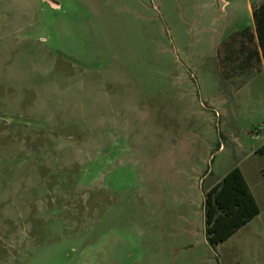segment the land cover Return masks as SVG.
Masks as SVG:
<instances>
[{
    "label": "rangeland",
    "instance_id": "374dc122",
    "mask_svg": "<svg viewBox=\"0 0 264 264\" xmlns=\"http://www.w3.org/2000/svg\"><path fill=\"white\" fill-rule=\"evenodd\" d=\"M247 1L0 0V264H264V198L204 236L219 161L264 165V65L217 55Z\"/></svg>",
    "mask_w": 264,
    "mask_h": 264
},
{
    "label": "trees",
    "instance_id": "16d2710c",
    "mask_svg": "<svg viewBox=\"0 0 264 264\" xmlns=\"http://www.w3.org/2000/svg\"><path fill=\"white\" fill-rule=\"evenodd\" d=\"M253 28L229 33L218 45L222 72L232 74L247 67L264 65V0L251 9ZM264 151V143L258 148ZM259 213V206L238 166L231 168L215 185L204 191V236L214 249Z\"/></svg>",
    "mask_w": 264,
    "mask_h": 264
},
{
    "label": "crops",
    "instance_id": "0c3cea01",
    "mask_svg": "<svg viewBox=\"0 0 264 264\" xmlns=\"http://www.w3.org/2000/svg\"><path fill=\"white\" fill-rule=\"evenodd\" d=\"M228 1H226V2H222L221 1V5L223 6L224 4H226ZM247 5H248V7H249V9L251 10V4H250V2H248L247 1ZM224 39V38H223ZM222 39V40H223ZM221 40V41H222ZM220 41V42H221ZM219 42V43H220ZM226 135H228V133L226 134ZM229 136V135H228ZM261 138V137H260ZM259 138V139H260ZM258 139V140H259ZM261 141H263L264 142V137H262V139H260L258 142H261ZM258 144V143H257ZM220 147H221V145H220ZM257 147H254V148H250V151L247 153V155L246 156H253V157H255L256 159H258L257 157H261L260 155H261V153H259L258 152V148L256 149ZM210 154L211 153H209V156H210ZM245 156V157H246ZM254 159V158H253ZM244 163H243V159H238L235 163H233V164H230L228 167H224L223 166V164H222V162L221 161H219V163L217 164V172H216V174H215V176H214V180L212 181V183L209 185V187H208V189L209 188H211L213 185H215L218 181H220L221 180V178L231 169V168H233L234 166H238L240 169H241V171H242V173H243V175H244V177H245V179H246V181H247V183H248V186H249V188H250V190H251V192H252V194H253V196H254V198H255V200H256V202H257V204H258V206H259V212H260V205H259V198L260 199H262V198H264V188H260L261 186H262V184H263V182H264V178H263V176H261V174H262V171H263V169H264V165H262V164H259L258 162H255V160L253 161V163H250V164H252V165H243ZM193 165V164H192ZM251 166H252V168H253V173H252V170H251ZM211 174V172H209V175ZM208 189H206V190H208ZM205 190V191H206ZM203 195H204V192H203ZM259 215V213L256 215V216H258ZM255 216V217H256ZM254 217V218H255ZM253 218V219H254ZM251 221V220H250ZM249 221V222H250ZM248 222V223H249ZM247 223V224H248ZM246 224V225H247Z\"/></svg>",
    "mask_w": 264,
    "mask_h": 264
}]
</instances>
